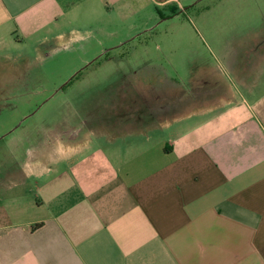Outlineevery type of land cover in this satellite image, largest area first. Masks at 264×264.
Instances as JSON below:
<instances>
[{"label":"crops","instance_id":"0c3cea01","mask_svg":"<svg viewBox=\"0 0 264 264\" xmlns=\"http://www.w3.org/2000/svg\"><path fill=\"white\" fill-rule=\"evenodd\" d=\"M185 1L0 0L1 59L80 43L105 55ZM222 49L227 75L205 68L206 86L142 68L118 114L110 100L82 128L47 132L21 167L14 143L0 162V264H264V31ZM163 127L167 139H142Z\"/></svg>","mask_w":264,"mask_h":264},{"label":"rangeland","instance_id":"374dc122","mask_svg":"<svg viewBox=\"0 0 264 264\" xmlns=\"http://www.w3.org/2000/svg\"><path fill=\"white\" fill-rule=\"evenodd\" d=\"M184 4L186 10L180 14L164 21L159 18L150 31L119 41L92 64L101 53H93L97 47L85 43L50 55L38 51L36 45L13 46L7 52L9 63H4L0 51V162L16 143L20 149L17 166H23L28 148L38 146L47 132L82 128L80 119L90 116V111L98 116L101 105L110 100L112 107L104 109L111 116L118 114L124 101L120 85L130 79L129 83H135L132 74L137 76L142 68L156 67L187 89L206 86L200 83L205 68L218 74L228 68L224 38L264 31V0H186ZM165 14L172 15L168 9ZM151 112L156 118L164 116L150 107L147 113ZM171 132L172 128L163 127L147 131L142 139L165 140Z\"/></svg>","mask_w":264,"mask_h":264},{"label":"trees","instance_id":"16d2710c","mask_svg":"<svg viewBox=\"0 0 264 264\" xmlns=\"http://www.w3.org/2000/svg\"><path fill=\"white\" fill-rule=\"evenodd\" d=\"M157 12L159 13V16H160L161 19H169V18H171V17L177 15L176 12H171V14H172L171 16H169V15H166V16H165L160 10H157ZM106 54H107V53H106ZM72 80H73V78H72ZM72 80H71V81H72ZM71 81H70V82H71Z\"/></svg>","mask_w":264,"mask_h":264},{"label":"water","instance_id":"95a60500","mask_svg":"<svg viewBox=\"0 0 264 264\" xmlns=\"http://www.w3.org/2000/svg\"><path fill=\"white\" fill-rule=\"evenodd\" d=\"M164 20H166V19H162V21H164ZM109 50H107V51H105V53H107ZM102 56V54L101 55H99L96 59H94L91 63H89V64H92L95 60H97L99 57H101ZM84 69V68H83ZM82 69V70H83ZM80 72V71H79ZM78 72V73H79ZM78 73H76L72 78H74ZM72 78L71 79H69L64 85H67L71 80H72ZM63 85V86H64ZM61 88H63V87H61Z\"/></svg>","mask_w":264,"mask_h":264},{"label":"flooded vegetation","instance_id":"af4514ba","mask_svg":"<svg viewBox=\"0 0 264 264\" xmlns=\"http://www.w3.org/2000/svg\"><path fill=\"white\" fill-rule=\"evenodd\" d=\"M70 83V82H69ZM65 86V85H64ZM64 86H63V89H64ZM62 89V88H61ZM60 90V89H59Z\"/></svg>","mask_w":264,"mask_h":264}]
</instances>
